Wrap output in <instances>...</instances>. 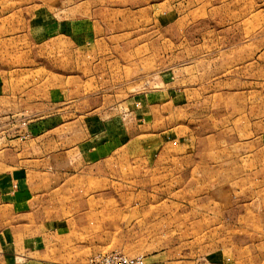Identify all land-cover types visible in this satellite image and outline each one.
I'll return each instance as SVG.
<instances>
[{
    "label": "rangeland",
    "instance_id": "rangeland-1",
    "mask_svg": "<svg viewBox=\"0 0 264 264\" xmlns=\"http://www.w3.org/2000/svg\"><path fill=\"white\" fill-rule=\"evenodd\" d=\"M70 1L0 0L8 76H45V91L62 85L58 75H78L80 57L116 59V93L99 85V98L86 100L97 112L81 117L90 124L65 144L62 131L50 135H60L58 155L70 147L54 169L56 185L69 190L56 196L59 214L86 222L64 241L65 258L87 264L120 252L145 264H264V0ZM97 17L114 33L104 40L111 51L80 52L49 36L57 24L71 26L77 42L78 26ZM29 80L7 91L26 96ZM81 140L97 163L80 160Z\"/></svg>",
    "mask_w": 264,
    "mask_h": 264
},
{
    "label": "crops",
    "instance_id": "crops-1",
    "mask_svg": "<svg viewBox=\"0 0 264 264\" xmlns=\"http://www.w3.org/2000/svg\"><path fill=\"white\" fill-rule=\"evenodd\" d=\"M74 1L76 2V0L70 2ZM92 1L95 0H85L87 3ZM97 18L92 21L87 18L89 21L85 19L78 26L77 42L72 40L71 26H68V29L63 27L60 29V24H57L52 34H48L59 35L64 40L67 39V42L78 44L80 52L111 51L116 45L111 43L104 45V40L112 39L114 33L99 20L102 17ZM78 66L80 68L78 75H58L57 78L61 79L62 85L45 91L42 89L44 88L42 84L46 81H43L45 76L32 74L27 77L23 75L12 77L0 71V264H9L8 260L19 262L27 260L25 264L87 262V257L81 262H72L65 258L66 248L62 246L64 241L71 240L72 228H82L86 222L79 215L72 218L70 214H59L64 206L56 202V196L66 194L69 190L56 185L54 169L56 163L69 158L70 147L58 155L59 152H55V143L56 139L60 140V135L51 137L52 139L50 135L57 130L62 131L65 144V140L71 139L72 131L75 136L83 125L87 127L90 122L84 120L83 124L81 117L97 112L87 111L86 100L99 98V85L103 95L111 96L116 93L113 86L117 80L113 76L118 75L114 71L116 59L113 58L87 62L80 57ZM131 77L130 82H136L134 71L131 72ZM18 79L21 81L30 79L29 82L32 83L28 88L31 91L26 96H23L22 91L18 93L7 91V84ZM75 94L80 108V127L74 126L76 121L70 118L71 104L75 101L72 97L74 98ZM81 105H84V108H81ZM27 113L30 114V118L22 116ZM89 142L81 140L75 145L81 154H78V157L84 164L98 162V156L92 149L94 146ZM97 152L100 153V150ZM99 156L103 158L102 155ZM78 236L80 238L79 234ZM24 255H27L29 260L25 259Z\"/></svg>",
    "mask_w": 264,
    "mask_h": 264
},
{
    "label": "built area",
    "instance_id": "built-area-1",
    "mask_svg": "<svg viewBox=\"0 0 264 264\" xmlns=\"http://www.w3.org/2000/svg\"><path fill=\"white\" fill-rule=\"evenodd\" d=\"M87 264H145V260L143 256H128L120 252H109L91 257Z\"/></svg>",
    "mask_w": 264,
    "mask_h": 264
}]
</instances>
